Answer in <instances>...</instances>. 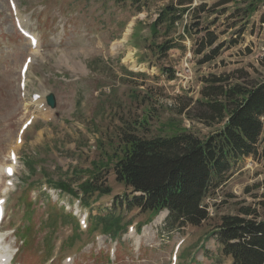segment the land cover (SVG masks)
Instances as JSON below:
<instances>
[{
	"label": "rangeland",
	"instance_id": "rangeland-1",
	"mask_svg": "<svg viewBox=\"0 0 264 264\" xmlns=\"http://www.w3.org/2000/svg\"><path fill=\"white\" fill-rule=\"evenodd\" d=\"M13 2L15 12L10 0H0V254L12 264H169L178 244L177 264H228L211 236L220 217L249 206L264 219V116L257 153L233 164L211 190L204 199L209 216L198 226H168L166 210L154 215L124 201L115 207L131 193L111 165L101 172L111 193L94 194L86 207L50 188L46 178L77 185L94 162L117 151L125 133L166 136L173 126L203 137L218 129V122L196 119L195 101L207 79L247 84L264 78V0L251 13L245 8L255 0H193L183 12L177 0ZM171 4L179 18L153 33L151 23ZM15 17L37 37L35 47ZM205 52L216 54L202 61ZM29 56L21 87L19 68ZM48 93L56 98L53 109L45 103ZM11 152L14 175L7 177ZM25 157L34 162L33 173ZM110 214L123 227L116 239L94 226Z\"/></svg>",
	"mask_w": 264,
	"mask_h": 264
},
{
	"label": "trees",
	"instance_id": "trees-1",
	"mask_svg": "<svg viewBox=\"0 0 264 264\" xmlns=\"http://www.w3.org/2000/svg\"><path fill=\"white\" fill-rule=\"evenodd\" d=\"M261 1L249 4L246 12H253ZM192 2L177 0L175 5L183 12ZM180 10L172 4L164 7L151 23L152 32H157L159 24L172 25L179 18ZM215 41L210 39L209 45ZM169 47L166 44L159 52L164 53ZM203 49L197 53H202ZM215 54L213 52L211 56L205 52L202 61L214 58ZM206 81L209 84L201 89V97L195 101L194 109L199 111L196 119L207 126L218 122L221 124L218 129L203 137L185 127L173 126V132L166 136L142 138L125 133L117 151L105 154L106 161L94 162L93 170H89L87 177L76 187L72 186V179L46 178L47 182L61 192L79 197L83 205L89 206V199L94 194L111 193L101 174L111 165L115 180L131 193L130 198H118L115 207L122 208L124 201L128 209L133 207L140 212L156 214L167 209L168 226L200 225L209 216L204 199L211 190L224 182L233 164L257 153L261 117L264 116V78L247 84H224L223 78ZM23 164L30 172L35 171L34 162L28 157L23 159ZM239 211L237 215L221 216L211 235L219 243L220 253L230 259L229 264H264V219L249 206ZM98 220L94 223L95 228L100 225L112 238L120 236L123 227L118 215L110 214ZM24 239L21 234L20 240L24 242Z\"/></svg>",
	"mask_w": 264,
	"mask_h": 264
},
{
	"label": "water",
	"instance_id": "water-1",
	"mask_svg": "<svg viewBox=\"0 0 264 264\" xmlns=\"http://www.w3.org/2000/svg\"><path fill=\"white\" fill-rule=\"evenodd\" d=\"M46 100V104L52 109L55 107L56 105V101H55V96L53 93H49L48 95H46L45 97Z\"/></svg>",
	"mask_w": 264,
	"mask_h": 264
},
{
	"label": "bare ground",
	"instance_id": "bare-ground-1",
	"mask_svg": "<svg viewBox=\"0 0 264 264\" xmlns=\"http://www.w3.org/2000/svg\"><path fill=\"white\" fill-rule=\"evenodd\" d=\"M129 31H130V30H129V29H127V33H128ZM162 216H163V215H162ZM160 219H161V217H159V218L157 219V221H156V222H159V221H160ZM3 251H4V250H3ZM5 254H7V253H5ZM7 255H8V254H7ZM2 257H7V256H6V255H1V254H0V260H1V258H2ZM6 260H7V261H9V260H10V259H9V257H7V258H6Z\"/></svg>",
	"mask_w": 264,
	"mask_h": 264
},
{
	"label": "snow or ice",
	"instance_id": "snow-or-ice-1",
	"mask_svg": "<svg viewBox=\"0 0 264 264\" xmlns=\"http://www.w3.org/2000/svg\"><path fill=\"white\" fill-rule=\"evenodd\" d=\"M8 171L10 172L11 170L9 169Z\"/></svg>",
	"mask_w": 264,
	"mask_h": 264
}]
</instances>
